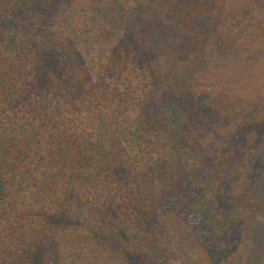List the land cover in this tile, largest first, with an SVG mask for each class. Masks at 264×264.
I'll use <instances>...</instances> for the list:
<instances>
[{
  "label": "trees",
  "instance_id": "obj_1",
  "mask_svg": "<svg viewBox=\"0 0 264 264\" xmlns=\"http://www.w3.org/2000/svg\"><path fill=\"white\" fill-rule=\"evenodd\" d=\"M196 1L136 0L114 30L94 15L118 39L90 75L88 53L64 28L67 0H0V264H34L43 241L64 264H112L103 256L115 249L121 264H185L166 214L185 219L213 264L238 252L248 208L234 206L228 225L215 155L244 133L229 172L231 192L249 199L264 169V120L236 132L240 121L205 104L218 92L250 97L264 38L246 33L253 0H232L205 29ZM151 43L166 67L197 52L203 67L176 91L149 64ZM103 107L134 117L132 150L120 132L104 143L87 132L82 115Z\"/></svg>",
  "mask_w": 264,
  "mask_h": 264
},
{
  "label": "rangeland",
  "instance_id": "obj_2",
  "mask_svg": "<svg viewBox=\"0 0 264 264\" xmlns=\"http://www.w3.org/2000/svg\"><path fill=\"white\" fill-rule=\"evenodd\" d=\"M67 1V17L63 21L64 28L70 37L75 38L82 53H88L85 56L87 67L90 75H95L101 69L110 48L118 39V35L100 29L99 25L96 24L94 15L100 20L106 17L107 24L114 30L117 26L122 27L124 20L120 23L121 17L127 16V10L136 7L137 2L136 0ZM231 1H196L195 7H193V16L199 28L205 29L210 26L217 15H220ZM252 4L256 10L247 17L250 21V27L246 33L258 41L264 38V0H253ZM159 49L157 44L151 43L148 50L149 64L155 72L167 73L170 85L176 91L183 90L185 82L191 75L203 67V57L198 52L194 53L191 60L184 64L166 67L165 59L159 53ZM250 76L258 77L259 81L256 85L254 84L255 88L248 99L245 100L231 94L218 92L205 104L208 108L215 109L240 121L239 124L232 127L235 128L236 132L239 130V125L245 127L249 123L259 124L258 122L264 120V63L262 62L254 67ZM107 109L109 108L103 107L93 113L82 115L87 132L95 140L102 143L110 139L113 131H116L115 134L117 135L120 132V139L124 141L126 147L132 150L131 141L135 134L133 128L134 117L125 114L123 117L116 118L113 110ZM222 120L219 119L218 123H223ZM129 125L132 126L128 128ZM239 137L243 141L244 133H239ZM241 141L238 139L236 141L225 139L223 148H220L217 155H215L218 163L214 172L220 188L216 196V204L222 208L227 216L228 225L232 226V222L234 223L235 220L234 210H232L234 206L242 204L241 207L245 205L248 208L247 216L242 222L244 235L240 249L234 256L230 257V261L227 263L215 262L214 264H264V256H261L262 258L259 256L261 252L264 253V239L261 240V235L264 234V169L256 176L257 180L252 181V191L249 199L242 202L239 196L234 194L235 192H231V189H236L231 188L234 185L235 173L229 171L236 166V160L240 152L237 148L240 149ZM249 178H253V175L251 174ZM184 220L181 215L177 214H166L163 217V221L166 226L168 225L167 228L176 243L175 245L180 248L181 261L185 264H213L204 251L194 242L193 233L185 228ZM196 231L204 234L198 228ZM257 245H259L260 251H257ZM41 246L34 256V264H64L62 258L64 256L57 244L43 241ZM104 257H106L107 262L121 264L122 252L115 249V252H109V255L105 253Z\"/></svg>",
  "mask_w": 264,
  "mask_h": 264
}]
</instances>
